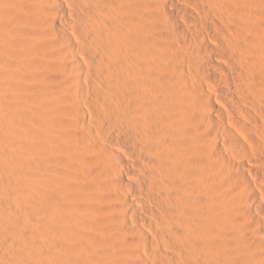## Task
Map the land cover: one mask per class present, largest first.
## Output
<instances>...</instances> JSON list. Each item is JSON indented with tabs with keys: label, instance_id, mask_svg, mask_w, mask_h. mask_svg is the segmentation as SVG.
<instances>
[{
	"label": "bare ground",
	"instance_id": "obj_1",
	"mask_svg": "<svg viewBox=\"0 0 264 264\" xmlns=\"http://www.w3.org/2000/svg\"><path fill=\"white\" fill-rule=\"evenodd\" d=\"M0 264H264V0H0Z\"/></svg>",
	"mask_w": 264,
	"mask_h": 264
}]
</instances>
